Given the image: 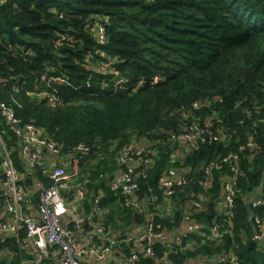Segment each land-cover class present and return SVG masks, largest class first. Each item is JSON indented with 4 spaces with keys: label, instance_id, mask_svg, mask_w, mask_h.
<instances>
[{
    "label": "trees",
    "instance_id": "trees-1",
    "mask_svg": "<svg viewBox=\"0 0 264 264\" xmlns=\"http://www.w3.org/2000/svg\"><path fill=\"white\" fill-rule=\"evenodd\" d=\"M98 18L104 44L90 29ZM0 104L60 147L53 166L87 182L64 199H81L88 214L106 212L103 234L114 229L111 237L129 241L130 231L152 226L163 237L148 256L132 241L116 246L124 259L136 253L135 264H213L231 255L237 264H264L253 241V218L264 208L250 203L264 193V0H0ZM0 132L25 173L19 138L1 115ZM127 146L140 152L133 195L113 189L126 171L115 157ZM229 155L237 159L222 164ZM232 167L234 213L226 218L220 207ZM169 170L186 180L170 195L159 182ZM35 179L49 185L39 169ZM33 184L28 177L21 185ZM133 201L139 210L127 205ZM162 201L170 214L155 209ZM191 223L218 225L221 240L210 229L188 234ZM24 238L23 230L0 234V264L27 262Z\"/></svg>",
    "mask_w": 264,
    "mask_h": 264
},
{
    "label": "built area",
    "instance_id": "built-area-1",
    "mask_svg": "<svg viewBox=\"0 0 264 264\" xmlns=\"http://www.w3.org/2000/svg\"><path fill=\"white\" fill-rule=\"evenodd\" d=\"M1 2H4V0H1ZM102 21L98 18L90 27L91 31L95 33L96 41L99 44H104L106 41L105 28ZM102 69H110V63H103ZM46 97L51 106L57 104L58 101L54 96L46 95ZM0 115L5 119V123L10 126L12 132L19 138V152L26 169L25 173L19 172L16 169L9 157L7 147L3 143L0 132V197L5 198L0 205V234L7 236L6 233H12V236H17L19 231L23 230L26 234V238L22 241L24 249L27 250L29 245L40 251L55 248L53 249V253L59 257L57 264H86L91 259H94L97 263H105L110 250H113L118 245L126 244L127 240H118L117 238L110 237L107 240L106 247L100 254L96 255L93 249L86 248L87 244L84 243L80 235V232H82L80 229L81 224L74 216H71L72 221L70 224L76 225L81 231L79 233H72L70 229L64 228L61 224V217L69 213L66 208L67 203L64 199V194L70 192L73 186L70 179L67 178L64 169L62 167H54L53 162L50 161V157L53 155L58 156L61 153L60 147L49 140L48 136L43 131L34 127V125H19L13 113L10 110H6L1 104ZM189 129L195 132L199 131L196 125L191 126ZM185 138L190 140L189 137ZM213 140L217 141L218 138L214 137ZM133 149L132 146H127L115 157L120 165L125 166L126 171L118 177L113 189H122L123 195H133L137 189L136 182H134L132 176L136 170L135 166L138 164L135 157L140 159V152H134ZM77 150L79 152H87V148L84 146H79ZM229 157L224 158L221 163L230 165V161L237 159L233 155H229ZM215 166H218V164H215ZM38 169L47 178L48 186L45 187L42 181L35 179V173ZM175 173L176 170H169L168 174L159 180L160 185L167 191L168 195L172 193L171 189L173 186H180L186 183L181 174L176 176ZM28 177L34 178L33 186H22L21 184H24ZM234 178L235 170L232 167V175L227 177L220 207L222 211H226V218L231 217L234 213L232 212L234 206ZM86 183V181L79 183L76 187L83 186ZM34 200L37 202V209L33 208L32 203ZM98 200L96 199L95 202L97 203ZM252 200L250 203L253 207L264 208V193L254 196ZM127 205L136 210L140 208L138 201L128 202ZM35 210L39 212V219L33 217ZM253 220L258 228L253 241L257 250L261 252L264 251V216L253 218ZM204 229H210L209 231L215 240H221L222 235L219 233V226L216 224L212 228H209L203 224L191 223L185 227V232L188 234H200ZM96 231L98 236H105L103 234V227H97ZM152 233V226H148L144 233L145 242L141 244L142 247L139 249L141 254L152 255L151 242L163 239L162 236L155 237ZM91 240L92 238H90ZM7 255L9 256L10 253ZM138 260L139 258L136 253H133L131 258L127 259L126 264H135ZM224 263L237 264V260L231 257V255H227L218 258L213 264ZM22 264H28V262H23Z\"/></svg>",
    "mask_w": 264,
    "mask_h": 264
},
{
    "label": "crops",
    "instance_id": "crops-1",
    "mask_svg": "<svg viewBox=\"0 0 264 264\" xmlns=\"http://www.w3.org/2000/svg\"><path fill=\"white\" fill-rule=\"evenodd\" d=\"M71 185L73 186V188H71L70 192L73 190H77L80 189L82 187H76V184H73V181L70 180ZM69 192V193H70ZM67 202V201H66ZM67 208H68V212L69 214L62 217V226L64 228H67L68 230L70 229V222L72 221L71 216H74L78 222H82V223H87L89 224L90 230L85 232H80L81 235V239L84 241L86 245V248H91L95 251L96 255L100 254L101 251L106 247L107 245V240L108 238L111 237V235H115L116 233H119L118 231L114 232V229H111L108 232V235H105L103 237L98 236L96 228L97 227H102L103 223H104V217L106 212H95L93 213V209L91 211L90 214H88L85 211V206H84V202L81 199H75L74 201H69L67 202ZM155 209L157 210V212L159 214H170L172 212V206L170 205L169 201H162L159 204H157L155 206ZM70 215V216H69ZM33 217L38 219L39 216H37V210H35L33 212ZM68 218H71L68 219ZM149 220V217H148ZM131 230V229H130ZM129 230V231H130ZM82 233V234H81ZM145 230L141 229V230H132L129 233H127V235L129 236V241H127L126 245H129V242L132 241L135 248L134 250H139L142 245L141 243H138L137 240V234L138 237L140 235H144ZM7 237H12V233H6ZM1 236L6 237L4 234H1ZM127 236V237H128ZM90 238H92V240L90 241ZM168 242H173L174 239L169 236V238L167 239ZM123 253L119 252L116 250V248H114L113 250H110L109 254L107 255V259L105 261V263L103 264H126V259H124ZM24 256L26 257V261L28 262V264H54V261L52 259L56 258L59 261V257L53 253V249H51L48 253H43L42 257H39V254L32 250L31 248L28 249L27 252L24 253ZM94 257V256H93ZM96 258V257H94ZM88 262V261H87ZM86 264H101V263H97V261H95L94 259H91L90 262H88Z\"/></svg>",
    "mask_w": 264,
    "mask_h": 264
},
{
    "label": "rangeland",
    "instance_id": "rangeland-1",
    "mask_svg": "<svg viewBox=\"0 0 264 264\" xmlns=\"http://www.w3.org/2000/svg\"><path fill=\"white\" fill-rule=\"evenodd\" d=\"M17 158H19V159H21V153L18 151L17 152ZM80 178V179H79ZM82 178V176H80V175H75L74 176V178L72 179L73 180V184H79V183H82V181L84 180L83 178ZM80 187H84V186H80ZM78 188V187H77ZM78 190V189H77ZM67 208V207H66ZM68 209V208H67ZM69 214V213H68ZM68 214H66V215H68ZM65 215V216H66ZM37 216H39V212H37ZM70 216V215H69ZM64 217V216H63ZM38 219H39V217H38ZM68 219H70L71 220V218H68ZM61 224H62V217H61ZM71 225V224H70ZM67 229V228H66ZM20 231H22V230H20ZM19 231V232H20ZM25 238H26V234H25ZM24 238V239H25ZM143 238V239H142ZM140 240V241H139ZM138 243H143V242H145V234L144 235H140L139 237H138V234H137V240H136ZM29 248H31L32 250H34V251H36L38 254H39V257H42V255H43V253H48L51 249H46L45 251H40V250H37V249H35V248H33L32 247V245H29V247H28V249ZM28 249H27V251H28Z\"/></svg>",
    "mask_w": 264,
    "mask_h": 264
},
{
    "label": "water",
    "instance_id": "water-1",
    "mask_svg": "<svg viewBox=\"0 0 264 264\" xmlns=\"http://www.w3.org/2000/svg\"><path fill=\"white\" fill-rule=\"evenodd\" d=\"M194 263H195V262L192 261V262H190V263H188V264H194Z\"/></svg>",
    "mask_w": 264,
    "mask_h": 264
}]
</instances>
